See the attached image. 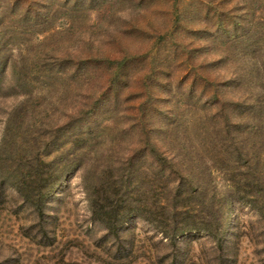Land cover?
I'll list each match as a JSON object with an SVG mask.
<instances>
[{
    "label": "rangeland",
    "instance_id": "rangeland-1",
    "mask_svg": "<svg viewBox=\"0 0 264 264\" xmlns=\"http://www.w3.org/2000/svg\"><path fill=\"white\" fill-rule=\"evenodd\" d=\"M240 1L0 0V58L14 63L16 79L32 87L50 81L48 90L34 95L38 98L32 97L24 108L18 105L26 99H0V180L7 178L3 164H18L37 147L46 150L57 128L73 134L63 149H69L70 159L80 165L44 207L42 239L32 206L6 188L0 198V264H264L261 230L256 215L247 210L231 214L232 219L233 214L240 216L239 226L236 221L230 226L225 242L231 250L222 256L204 234H186L173 249L140 219L123 225L122 242L117 244L103 225L91 219L87 196L108 177L110 168L116 171L131 159L132 171L151 180L147 185L151 192H167V206L184 203L186 199L171 197L178 190L184 198L192 189L187 176L194 169V156L222 145L210 120L214 109L209 107V91L192 87L194 75L213 81L222 90L221 98L240 103L255 100L264 83L262 73L257 76L255 71L264 61V41L258 52L250 54L252 33L237 32L229 25H234L233 19L227 25L223 22L222 14L233 7L228 18L241 25L248 19L253 30L263 24L264 38V6L257 5L262 10L247 18ZM26 10L31 13L28 17ZM89 57L93 64L96 59L112 62L103 64L107 69L93 65L89 69L93 76L84 79L79 74L81 62ZM116 62L122 64L118 71ZM32 69L39 73L29 75ZM235 78L236 86L221 88ZM11 79L7 71L3 86ZM92 103L100 110L93 113L91 132L76 141L77 132L69 124ZM145 103L152 104L144 130L155 131L149 136L161 156L154 164L140 153L143 134L137 116ZM245 111L230 112V121L237 123V114ZM7 112L17 122L4 143ZM247 114L250 118L238 130L243 132L244 146H251L250 130L260 120L252 118L259 117L253 109ZM216 123L219 128L220 121ZM238 134L230 133L236 141ZM161 168L169 180L167 189L163 178L155 176ZM215 168L212 178L219 187L224 175ZM232 234L239 238L231 240Z\"/></svg>",
    "mask_w": 264,
    "mask_h": 264
},
{
    "label": "trees",
    "instance_id": "trees-1",
    "mask_svg": "<svg viewBox=\"0 0 264 264\" xmlns=\"http://www.w3.org/2000/svg\"><path fill=\"white\" fill-rule=\"evenodd\" d=\"M17 1L15 0V2ZM240 2L241 4L239 5L243 7V11H246L247 18L255 15L258 9L262 10L259 7L257 9V5L260 7L264 6V0H242ZM232 10L234 11L233 7L230 10H225L226 12L222 14L225 15L223 22L227 25L233 19L234 25L230 22L229 25L231 24V27L234 26L237 32H243V35L252 33L250 37L253 50L250 51V54L255 53V49L258 52L263 45L262 41H264L261 32L263 24H259L261 28L253 30V23L251 21L248 22V19L242 23L243 25H241V22L236 23L234 17L228 18ZM30 14V11L26 10V17ZM219 16L216 19L219 23L218 25H221ZM1 22L2 18H0ZM95 61L97 63L93 64V59L90 57L83 60L81 63L84 65L83 69L80 68L82 69L79 73L80 76H83L84 79L89 78L91 75L93 76L92 70H89L93 68V65L97 69L98 67H105L107 69V66L103 64L112 62L111 60L97 59ZM116 64L118 66L115 71H118L122 64L119 62H116ZM260 66L255 71L257 76H260L262 73L264 79V61H262V65ZM7 71L10 72L13 79L6 86H3V80H5ZM38 73V71L32 69L29 75ZM17 74V68L14 63L10 65L8 60L6 61L3 57L0 58V99H26L18 105L20 108H24L26 104H29L28 102L31 101L32 97L38 98L34 95H40L48 90L50 81L44 82V84L41 83L40 85L42 86L32 87L28 82L17 80ZM115 76V79H117L118 74H115ZM115 79L112 83H114ZM236 84L237 79L235 78L231 83L228 80L225 84H221V88L225 86L229 90L232 86H236ZM194 85L199 86L202 92L204 90L209 91V107L210 109H214V112L210 113V120L215 122L213 128L215 130L214 135L216 138L220 137L222 145L218 150H215V147L217 148L215 144L214 147L212 145V149L208 152L203 154L196 153L194 156V169L190 170L189 176H187L190 178H187V181L188 179L190 180L189 184L192 182V189L187 192V196L184 198H182L178 190H175L171 197L174 200L177 198L183 199V201L184 199L193 201L187 203L185 200L184 203H180L177 207L167 206V192L157 195L147 188L151 180L145 178L146 176L141 178L137 175L139 173L132 171L134 163L131 159L127 160L126 165L124 164L117 168L116 171L110 168L112 171L108 172V177L102 178L96 190H88L87 196L91 219L103 225L108 235L117 244H121L122 242L120 233L123 231V225L126 222L140 219L146 225L153 227L173 249L176 248L177 240L186 234H204L215 245L216 252L222 256H226L231 250L230 245L225 242L226 235L231 232L230 226L234 221H236V227L239 226L240 221V216L233 214L232 219L231 214L239 210H247L256 215L255 222L260 227V237L264 243V83L258 86L260 95L255 100L251 102L248 100L245 103V98H243L245 100L242 103L221 98L219 94L222 90L216 87L213 81L197 73L194 75L192 87ZM246 103H250V107ZM151 104L145 103L139 109L137 118L141 126L138 131L140 134H143V151L140 153L145 154L150 159L151 164H154L160 161L161 158L153 145L154 143H151L149 136L155 131L148 133L147 130H144V122L148 118ZM99 108V106L93 108V103L89 104L85 110L80 112V118L75 117L72 118L71 123L68 122L71 126L66 124V126L76 130V141L82 140L80 138L83 133L89 136L91 125L93 124L91 120L93 113L98 112ZM242 108H245L246 111L237 114V123H232L228 116L229 113L240 111ZM249 108L259 113L258 118H255V115L252 118L260 121L256 127L250 130L253 136L252 140L248 143L251 146H244L243 136L241 135L243 132L239 131L238 128H241L250 118L247 114ZM5 117L3 123V142L17 122V119H14L10 112H7ZM217 120L221 123L219 128H217ZM81 126H84V128ZM230 127L234 128V131L230 130ZM59 132L60 134H58ZM54 133L50 145L46 150V147L42 149L37 147L20 163H14L9 166L6 163L3 164L8 169L7 178L0 180V198L4 196L6 188H9L14 190L22 198L23 202H27L32 206L37 217L36 225H38V234H40L41 239L46 237L45 216L47 215L44 207L48 205L50 198L53 199L54 195L58 194V189L63 186L70 175L80 170V165L70 159L71 154L69 153V149H63L64 145L71 144L73 134L68 135L63 128H57ZM223 133H225L224 136ZM230 133H239L238 137H240L236 141V137L233 138ZM79 135L80 137L78 138ZM214 135L212 136L215 140ZM19 137H16V139ZM36 146H39V143ZM29 150L28 148L26 151ZM218 153H222V156H218ZM168 165L173 167L171 164ZM214 166L216 167L215 170L224 175L219 187L212 178ZM113 171L115 174H113ZM136 171L139 172V170ZM158 174L159 177L163 178V183H165L163 185L167 189L169 180L164 170L162 168L161 170L159 169L155 176L158 177ZM143 186L146 190L144 191L143 188L139 192V188ZM237 238L239 237L236 234H232L231 240L234 241Z\"/></svg>",
    "mask_w": 264,
    "mask_h": 264
}]
</instances>
